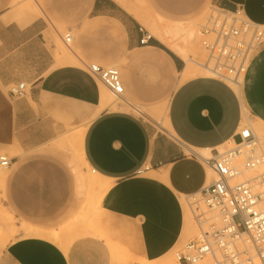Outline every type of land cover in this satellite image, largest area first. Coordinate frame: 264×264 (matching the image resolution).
I'll return each instance as SVG.
<instances>
[{"label": "crops", "instance_id": "obj_1", "mask_svg": "<svg viewBox=\"0 0 264 264\" xmlns=\"http://www.w3.org/2000/svg\"><path fill=\"white\" fill-rule=\"evenodd\" d=\"M147 1L145 13L163 17L166 24L187 20L199 8L194 0ZM210 1L264 26V0ZM28 2L32 6L25 8ZM133 6L134 0H0V152H13L0 196L15 217L46 222L69 206L71 179L53 146L79 124L73 105L98 103L93 78L77 66L59 64L65 55L60 44L69 50L75 45L88 61L99 50L125 56L122 83L134 100L142 95L140 64H151L161 74L162 62L174 70L179 59L184 63L133 16ZM19 83L26 94L15 98L9 88ZM243 108L264 123V42L248 63L239 94L211 77L189 78L178 86L167 115L173 134L127 110H104L90 121L83 155L109 180L105 205L118 224L139 216L148 239L172 236L180 222L173 197L198 194L210 184L202 162L188 148L215 156L230 141L238 142ZM145 170L159 174L166 185L139 183L136 178ZM138 189L144 191L140 198ZM72 255L71 262L50 242L16 238L0 250V264H89L85 252Z\"/></svg>", "mask_w": 264, "mask_h": 264}, {"label": "rangeland", "instance_id": "obj_2", "mask_svg": "<svg viewBox=\"0 0 264 264\" xmlns=\"http://www.w3.org/2000/svg\"><path fill=\"white\" fill-rule=\"evenodd\" d=\"M194 3L199 6V8L194 11V14L187 20H179L181 23L190 24L194 29V35L190 40L185 53L183 56H180L184 63H180L179 59L177 70L172 69L166 63L162 62V72L159 74L156 69L151 70L149 68V65L151 64H140L139 68L141 69L143 84L141 89L142 95L139 100L131 98L127 94L126 89H124V93L120 98L115 97L99 80L93 78L96 82L98 96L100 94L99 88L102 86L115 103L119 104L123 100H126L136 106L139 109V112L131 110L130 108H121L119 110H127L142 117L152 126L162 128L169 132V134H173L166 126V117L168 115V103L172 94L178 86L183 83V81H181V70L184 66L188 65L192 67L196 73L198 72L190 78L210 77L201 67L186 61V55L189 54L198 62H202L206 59L207 54L199 44L197 33L200 27L206 23L212 9L215 8L210 0H194ZM149 5L150 4L147 0H134V6L144 9ZM152 17H155L157 22L161 19L162 23H167L163 17L159 15ZM260 28L264 31V26H260ZM165 38L168 41L174 40L176 37H170V35L165 32ZM177 41L180 42V39H177L176 42ZM58 49L63 53L68 51L70 55L72 51L85 64H96L103 68L117 69L122 82L127 73V61L125 56H116L114 54H109V51L107 50H99L93 54L94 59L88 61L83 53L81 54L79 49L73 44L70 45L71 51L61 44L58 46ZM77 67L85 70L84 64L81 62L78 63ZM227 84L234 87L233 84ZM91 111L92 107L84 106L78 115L79 124L73 128L71 134L65 135L53 146L54 149L57 150L55 158L65 167L71 179L72 196L69 206L60 215L50 221L31 222L20 217H15V213L5 204V196H0V248L16 238L19 239L21 232L15 231L19 230L23 225L40 224L47 225L56 231L73 228L76 235L71 243V250L73 252H85L86 256L90 258L89 264H162L164 259L173 260L178 264L175 254L198 233L192 205L195 200L199 199V196L194 198L193 196L173 197L178 205L180 221H182L184 215V205H186L189 215L193 220L192 222L195 233L189 239H186L180 224L173 230L172 236L170 235L162 240L157 238H147L144 233L143 223L140 220L141 217L139 216L134 219L131 218L129 222H124V224H118L115 214L109 213V210L105 205L106 193L99 194L98 192L89 189L86 185L84 176L88 172H91V170L83 168L76 157L77 149L74 140L79 132L85 130L90 120ZM249 123L252 126L254 125V122L250 117H248L247 121L242 116L239 132L243 128H250ZM226 146V148H231L234 146V143H229ZM1 155L12 158L13 152L2 151L0 152V156ZM237 162L240 163L242 161ZM1 174H7V170H1L0 175ZM136 179L138 182L141 181L139 183H145L147 181L157 182L162 188L166 185V181L163 177L155 172L148 173L147 170L142 174H139ZM139 188H141L140 185ZM143 192L144 191L141 189L137 190L139 198L142 196ZM165 197V195L162 196L163 201H165ZM12 228H14V233H12ZM106 259H108L107 262H105Z\"/></svg>", "mask_w": 264, "mask_h": 264}, {"label": "built area", "instance_id": "obj_3", "mask_svg": "<svg viewBox=\"0 0 264 264\" xmlns=\"http://www.w3.org/2000/svg\"><path fill=\"white\" fill-rule=\"evenodd\" d=\"M197 37L207 54L206 59L198 62L189 54L188 61L201 67L211 78L236 85L241 83L248 63L264 42V31L239 12L215 7ZM70 39L69 34L65 35L67 46ZM84 67L87 74L99 80L111 94L122 96L124 86L117 69L96 64H84ZM26 88L24 83H19L12 85L9 92L15 98H22ZM238 138L233 147L202 159V164L207 165L217 179L198 193L199 199L192 205L198 234L175 254L178 264H255L248 249L239 250L234 243L241 241L243 232L249 233L252 248L260 258L259 264H264V209L259 208L264 201V182L260 193L249 183L230 184L238 174L235 165L238 158L244 159L246 169L259 165L256 139L249 128L240 130ZM10 164L11 158L0 156V171ZM210 212L217 214L222 225L206 218ZM207 224H211L209 228Z\"/></svg>", "mask_w": 264, "mask_h": 264}, {"label": "bare ground", "instance_id": "obj_4", "mask_svg": "<svg viewBox=\"0 0 264 264\" xmlns=\"http://www.w3.org/2000/svg\"><path fill=\"white\" fill-rule=\"evenodd\" d=\"M31 3L28 2L25 5V8L31 7ZM130 11L132 12L133 16L144 26L146 27L152 36L156 37L159 41L166 44L170 50H172L176 55L183 56L185 53L187 46L189 45L190 40L192 39L194 35V29L191 27L188 23H171L166 24L162 23L161 19L155 20V17H152L148 13H145V9H141L137 6H133L130 8ZM165 32L172 36L174 40H166L165 38ZM180 39V42L176 40ZM181 43V44H179ZM188 56L186 55V61H188ZM189 62V61H188ZM79 63L78 60H76L72 55L68 53V51L65 53L64 56L60 57L59 64H66V65H74L77 66ZM206 72V71H205ZM198 73V72H197ZM196 71L186 65L181 70V81H185L189 79L190 77L197 74ZM123 84V83H122ZM234 91L239 94L240 93V83L233 85ZM99 98L97 105L92 107V111L90 113V121H92L94 118H96L102 111L113 109V110H119L121 108H130L131 110L138 111L139 109L131 104L130 102L123 100L121 103H115L111 96L108 94V92L101 86L99 88ZM170 102V101H169ZM86 106L85 103H80L79 105H73V109L75 112H81L82 108ZM169 106V103H168ZM242 114L244 119L248 121V117L252 119L254 122V125H250L251 133L255 136L256 139V154L259 157V162L255 168L252 169H246L245 168V162L240 157L236 160V168L238 170V174L235 175V177L230 180V184H239V183H249L251 184L253 190L257 193L262 192L263 187L261 183L264 182V123L261 122L258 119H255L252 117L246 109H242ZM166 126L170 132L173 133L172 128L169 124L168 117H166ZM84 132H79L75 137V146H76V157L79 161V163L83 166V168H86L88 170H91V172H88L84 176V181L86 182V185L91 189L92 191L98 192L99 194L107 193L110 189L109 180L105 179L101 175H99L97 172H95L93 169H91L87 163V161L84 158L83 155V138H84ZM258 136V138H257ZM233 141H230L229 143L232 144ZM228 143V144H229ZM246 148V147H245ZM192 153H194L200 162L203 163V158H208L210 155L207 153L206 150H196L191 147L188 148ZM224 152L223 148H219V153ZM237 161H242L238 163ZM204 169L208 177V183L214 182L215 175L213 171L204 164ZM6 174H1V182L2 184L6 180ZM216 181V180H215ZM199 194L192 195L193 198L195 196H198ZM191 198V197H190ZM260 209H264V201L259 204ZM184 215L182 218V221L179 222L180 227L182 231L184 232V235L186 239L191 238V236L195 233L193 220L191 219L189 215V211L186 207V205L183 206ZM192 214V213H191ZM193 217V215H192ZM149 218V216H148ZM147 218V219H148ZM206 218H212L213 221L216 222L218 226L222 225L220 222H218L219 218L216 213L210 212V214ZM146 219V220H147ZM211 224H207L208 228ZM21 232L20 238H37L41 239L47 242H50L54 245H56L59 249L63 251V253L69 258V260L72 262V250H71V243L73 242V239L75 238V231L73 228H67L62 231H56L48 227L47 225H40V224H25L23 225L19 230L15 232ZM12 233H14V228H12ZM198 234V233H197ZM249 233L243 232V235L241 237V241L235 240L234 243L237 245V248L239 250H242L244 248L248 249L250 255L253 257L255 264H259L260 258L256 254L255 249L252 248V243L250 238L248 237ZM236 239V238H235ZM11 242V241H10ZM8 244V243H7ZM6 245V244H5ZM3 247L0 248L2 250ZM233 251V248H230ZM162 264H176L173 260L164 259L162 261Z\"/></svg>", "mask_w": 264, "mask_h": 264}]
</instances>
